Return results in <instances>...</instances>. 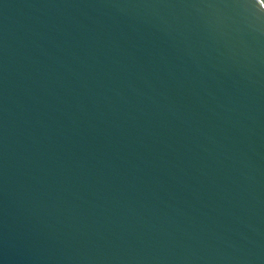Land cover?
Returning <instances> with one entry per match:
<instances>
[{
    "label": "water",
    "instance_id": "obj_1",
    "mask_svg": "<svg viewBox=\"0 0 264 264\" xmlns=\"http://www.w3.org/2000/svg\"><path fill=\"white\" fill-rule=\"evenodd\" d=\"M0 264H264V0H0Z\"/></svg>",
    "mask_w": 264,
    "mask_h": 264
}]
</instances>
